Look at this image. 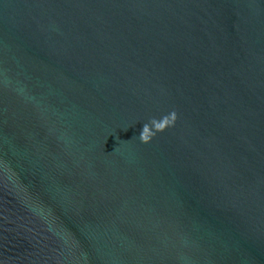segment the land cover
<instances>
[{"label":"water","instance_id":"water-1","mask_svg":"<svg viewBox=\"0 0 264 264\" xmlns=\"http://www.w3.org/2000/svg\"><path fill=\"white\" fill-rule=\"evenodd\" d=\"M0 264H264V0H0Z\"/></svg>","mask_w":264,"mask_h":264}]
</instances>
